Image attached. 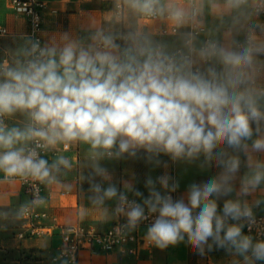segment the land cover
I'll return each mask as SVG.
<instances>
[{
  "label": "clouds",
  "instance_id": "1",
  "mask_svg": "<svg viewBox=\"0 0 264 264\" xmlns=\"http://www.w3.org/2000/svg\"><path fill=\"white\" fill-rule=\"evenodd\" d=\"M248 6L249 0H116L118 14L167 21L178 47L135 25L99 29L87 42L67 32L44 44L25 36L0 61V172L52 183L53 172L70 162L58 156L50 165L37 149L73 143L88 145L94 172L105 180V159L143 154L160 164L161 154L173 161L203 157L200 168L216 175L188 185L185 196L173 198L179 183L168 174L147 178L142 203L129 200L127 192L143 193L127 183L125 192L114 184L102 195L100 184L93 190L101 202L118 200L115 211L130 228L154 216L146 239L157 248L187 237L201 254L215 245L243 264L264 262V239L243 232L255 225L253 208L261 203L247 197L264 191V34L253 26L242 41L198 42L194 30L180 32L201 21L205 9L231 14ZM17 113L25 125L8 127L4 118Z\"/></svg>",
  "mask_w": 264,
  "mask_h": 264
},
{
  "label": "crops",
  "instance_id": "2",
  "mask_svg": "<svg viewBox=\"0 0 264 264\" xmlns=\"http://www.w3.org/2000/svg\"><path fill=\"white\" fill-rule=\"evenodd\" d=\"M46 3L43 9V44L53 37H59L67 32L72 38H80L88 41L91 34L101 29L88 24L89 18L81 14L78 0H42ZM152 21V20H149ZM157 24L150 25L146 30L151 32L155 39L166 41L175 46L180 45L179 36L163 37L158 34L159 28L163 25L161 21H154ZM202 25L205 28V35L221 42H228L233 38L242 40L245 34L253 28L257 29V35L264 34V30L258 29L257 19L252 15L250 6L240 13L222 14L209 12L205 9ZM131 25L135 22L132 19ZM105 30L113 31L127 30L125 21L117 23L103 22ZM0 27L7 30L9 36L3 40V54L0 61L10 59L11 53L24 44L27 36L28 26L22 15L16 14L9 6L7 0H0ZM156 30V31H155ZM188 28L181 29L180 32L187 31ZM2 37V36H0ZM26 118L17 113L7 118L8 127H23ZM60 146V145H58ZM72 150L60 152L58 156L66 157L69 167L54 171L55 180L47 183V203L40 207L46 210L51 219L45 222L51 230L43 237H34L25 240H17L13 233L20 224L19 210L27 204L28 198L22 192L20 183L17 180H6L2 178L0 172V229L5 227L12 232L10 238L0 239V248H10L16 253L26 252L32 256H39L38 264H45V258L54 256L56 249L61 245L60 232L71 225L81 224L93 227L97 231H105L113 221V208L117 199H106L99 201L97 193L93 190L94 184L101 185L103 189L109 184H114L120 192H125V184L132 185L135 189L143 193V197H135L131 192L126 194L134 197L142 203L143 198L149 195L145 186L149 176L155 181L158 177L168 174L171 182H178V197L185 196L187 187L191 183H202L210 177L216 175V169L202 170L200 165L203 157L199 160L188 162L186 160L173 161L169 156L161 154L155 161L148 162L143 154L139 158L125 157L120 159H105L100 161L102 167L107 169L110 179H103L96 175L92 162L88 157V145L82 143L71 144ZM57 156V157H58ZM54 158L53 162L57 160ZM259 158L264 159V154ZM243 159V158H242ZM167 165V167H165ZM244 168H241L243 173ZM157 189L164 190L157 183ZM68 192L63 196L61 193ZM74 197L73 203L66 205L63 198ZM250 203L258 199L261 201L255 207L264 215V191H257L252 197H247ZM222 205V201H221ZM147 227H140L139 233L146 236ZM211 243V240L209 241ZM1 251V250H0ZM3 251V250H2ZM77 264H243L242 257L231 255L225 248H217L213 245L211 251L207 247L201 254L194 249L191 244L185 241L175 246L160 249L153 244L146 250L138 251L136 255L121 256L113 252H102L97 250H82L78 254ZM256 264H264L257 261Z\"/></svg>",
  "mask_w": 264,
  "mask_h": 264
},
{
  "label": "built area",
  "instance_id": "3",
  "mask_svg": "<svg viewBox=\"0 0 264 264\" xmlns=\"http://www.w3.org/2000/svg\"><path fill=\"white\" fill-rule=\"evenodd\" d=\"M11 9L19 15H22L27 23V36H33L40 40L43 44L42 27H43V9L46 3L42 0H7ZM251 13L257 19L258 29L264 30V0H249ZM144 19V18H142ZM145 21H161L163 25L159 28L158 34L163 37L177 36L171 30L167 21L159 19H144ZM181 30V29H180ZM195 31L198 33V42L207 39H212L205 35V28L202 22L192 24L187 31ZM8 32L5 28L0 27V36H6ZM244 39V38H243ZM242 39V40H243ZM239 40V41H242ZM179 46V45H178ZM177 46V47H178ZM264 59V57H261ZM7 118H4L6 124ZM29 147H33L29 144ZM72 150L71 145L65 148L63 145L56 146L49 149H37L40 158L46 159L49 164L53 163L60 152ZM62 168V166H60ZM3 179H5L2 173ZM6 180H17L20 183L22 192L27 196L28 202L19 210L20 224L13 233V237L17 240H25L34 237H43L51 230L50 226L45 225L47 220L51 219L46 210H41L40 207L47 203V183L33 180L31 178H10ZM63 196L68 195V192L61 193ZM128 195V194H127ZM173 198H178V192L172 193ZM129 200L135 199L128 195ZM136 200V199H135ZM137 202H139L137 200ZM118 200L114 204L113 221L109 228L105 231H97L93 227L84 226L81 224H74L64 228L60 232L61 245L56 249V253L52 257L55 262H62L66 264H77L78 254L82 250H97L102 252H113L118 255H136L138 251L147 249L152 245L146 236L139 233L140 227H149L154 219L150 216L147 220L142 221L135 228H130L127 225L126 216L116 213L115 209ZM147 211V210H146ZM255 214V225L252 226L251 231L245 226L244 234L252 235L254 240L264 239V215L261 214L257 208H253ZM187 239V237H185Z\"/></svg>",
  "mask_w": 264,
  "mask_h": 264
},
{
  "label": "rangeland",
  "instance_id": "4",
  "mask_svg": "<svg viewBox=\"0 0 264 264\" xmlns=\"http://www.w3.org/2000/svg\"><path fill=\"white\" fill-rule=\"evenodd\" d=\"M64 1L67 2V0ZM78 4L81 9L79 12L89 18L88 24L101 29L104 28L102 25L103 22H114L119 24L123 22V20L125 21L126 28L128 29V27L131 26L130 21L132 19L135 22V26H139L145 30L149 28L150 25L157 24L154 21H145L141 17H137L127 11L118 14L116 9V0H78ZM8 37L9 36L0 37V59L3 54V47H5L4 45L6 44V42H4L5 44L3 45L2 39L5 41ZM73 200L74 197L63 198L64 203L67 201V203H65L66 205L70 203L72 204ZM10 236H12V232H10L8 228L5 227L4 229H0V239L10 238ZM0 250V264H38L37 262L40 259L39 256H32L26 252L16 253L10 248H0ZM52 257V255H49V257L45 258V264H66L62 262H55L52 260Z\"/></svg>",
  "mask_w": 264,
  "mask_h": 264
}]
</instances>
